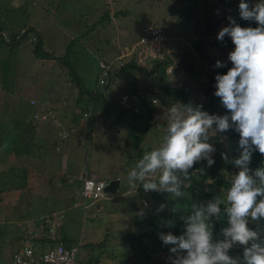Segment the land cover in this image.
<instances>
[{
  "label": "rangeland",
  "instance_id": "obj_1",
  "mask_svg": "<svg viewBox=\"0 0 264 264\" xmlns=\"http://www.w3.org/2000/svg\"><path fill=\"white\" fill-rule=\"evenodd\" d=\"M181 1L35 0L24 10L3 11V23L7 28L26 25L28 28L34 26L38 30L42 40L40 50L47 55L44 56L47 61L38 63L28 56V47L31 44L27 40L22 41L16 48L0 43V171L3 170L0 182L12 186L0 191V262L11 255L10 240L13 238L10 232L14 230L16 222L20 219L34 217L35 221L40 216L46 217L44 212L54 208L56 213L53 211V215H60L61 224L56 227L59 237L74 243L98 242L104 240L106 231L110 230L106 242L94 247L95 254H102L100 263L118 264L126 256L127 249L121 246L119 235L127 233L131 225L130 219H126L129 208L126 209V203L119 196H122V188L127 186L125 180L128 172L135 164L134 149L127 141L131 115L125 114L122 120L114 122L110 115L107 124L97 126L94 133L92 128L87 139L84 138L85 134L80 136V132L74 129L70 137L63 141L60 137L63 124L57 126L48 122L45 127L46 123L33 119L34 110L44 112L43 102L55 108L60 105L59 109L64 110L63 104L68 106L72 102V92L76 94L74 100L81 101L82 94L77 95L81 89L95 91L96 84L102 78L98 60L119 66L122 62L124 64L131 58L124 50L134 47L139 40L142 26L147 23L163 26L173 33L179 23L176 22L177 15L184 10ZM223 1L232 4L224 9L226 13L222 14L221 26L229 24V16L236 20L240 16V0H201L197 19L190 20L191 32L202 30L206 25L212 26L213 31L219 21H212V12L216 4L219 6L220 2L226 3ZM8 2L10 1L0 0V6L4 7ZM245 2L249 8L252 7L251 0ZM105 13L109 14L110 20H105L104 26L100 20ZM208 17L210 24L207 22ZM245 21L240 24L242 27H246L244 24H254V21L244 23ZM181 30L179 27L178 31L182 35ZM28 34L31 37V33ZM181 35H174L173 42L172 38L169 39L170 50L173 49V52L179 54L174 56L171 53L173 61L163 78L167 86L177 87L183 83L207 86L221 71L215 67L217 60L225 63L223 68L232 67L228 61V53L234 49V44L229 37V45L219 41L215 45L204 44L196 48L189 45ZM169 52L163 51V54ZM193 60L195 71L190 74L187 67ZM139 65L150 69L153 62L143 61ZM211 71L217 73L212 75ZM134 76L137 78V87L141 93L143 90L144 96L156 94L161 80L159 70L147 73L137 69ZM115 88L116 85L112 83L105 96H110ZM214 92L213 87L211 96H215ZM198 95L203 97L198 92L194 97ZM32 98L38 101L37 107L30 104ZM157 100L159 101L158 98ZM157 104H151V109L155 110L152 116L160 123L161 129L152 126L144 136L138 132L142 140L141 148L148 145L147 150L158 148L162 144L159 143L160 138L167 135V110L162 104ZM160 107L161 110H158ZM217 110L218 115L226 112L220 101ZM53 112L57 114V111ZM68 116L70 119L69 113ZM141 116L143 115L139 116L138 121ZM141 120L146 119L144 117ZM229 133L217 134L227 147ZM79 136L83 141L79 142ZM209 142L214 145V140ZM63 152L67 157L62 160L64 167L59 172ZM77 152H82L81 159H76ZM10 164H14L13 170L9 169ZM64 173L69 176L65 183L61 181ZM83 174L89 177L96 175L107 183L109 179L118 176L120 187L115 194L107 193L103 199H84L81 194ZM53 175L55 177L50 183L49 177ZM25 182L28 185L25 186ZM4 187L5 185H0V188ZM159 200H168L171 203L175 199L171 195H161ZM96 204L102 206L98 212ZM165 211L171 212V209ZM17 213H21L20 216H16ZM85 257L86 254L83 258ZM81 258L80 249L77 259ZM161 258L166 260L168 256L161 255ZM132 263L129 261L127 264Z\"/></svg>",
  "mask_w": 264,
  "mask_h": 264
},
{
  "label": "clouds",
  "instance_id": "obj_2",
  "mask_svg": "<svg viewBox=\"0 0 264 264\" xmlns=\"http://www.w3.org/2000/svg\"><path fill=\"white\" fill-rule=\"evenodd\" d=\"M219 6L225 9L222 3ZM239 13L243 20L255 21L257 26L242 27L235 18L229 16V24L222 27L223 12L220 8H214L212 12L219 25L209 35V41L223 42L225 37H229L234 44V49L228 53V61L232 67L228 68L226 73H217L215 76L214 95L226 109L225 114H210L203 110L202 105L193 106L191 103L179 101L172 104L166 113L167 135L160 138L159 143L162 144L158 148L144 152L127 175V182L134 191L142 187L144 195L155 191L181 197L184 195L182 187H187L185 181L190 176V169L204 160L207 161L208 167L215 163L213 153L216 149L209 142L211 138L230 129L239 134L238 144L242 151L233 161L238 171L228 177L230 186L224 197L216 196L206 205L201 204L198 207L192 204L191 214L181 217L184 231L180 235H174L172 232L158 233L163 244L170 246V255L167 259L171 264H264V246L256 242L258 233L248 227L249 218L252 221L264 219V166L254 170L249 167L254 152L258 151L264 156V0H258L251 8L245 0H240ZM149 25L164 30L163 26L154 24H146L142 26V30ZM142 30L139 32L140 35ZM166 36V41L162 43L164 51L169 50L168 46L171 45V41L169 43L171 37L167 32ZM138 42L139 40L131 50H124L131 55L125 63L134 60L138 64H143V61L155 64L156 61L164 59L163 54L161 58L146 57L139 61L135 50ZM215 67H225V63L217 60ZM100 76L103 80L100 84L106 83L103 78L105 76ZM112 83L117 86L119 81L113 77ZM102 90L105 94V90L108 89ZM114 91L115 89L111 93ZM115 96L117 107L113 111L116 114L119 110H125L124 115L130 114L133 119L134 112L139 110L142 114L145 110L141 101L134 96L127 94H122L120 98L117 94ZM124 96L127 98L123 99ZM142 99L149 108L151 104H161L153 95L144 96ZM35 113L39 116L45 114L44 121L50 120L49 112ZM140 124L143 126L145 123ZM159 125L160 123L158 127L161 129ZM222 156L227 159L226 154L222 153ZM83 177L87 176L83 174L82 180ZM94 177L98 178L96 175ZM107 193L104 190L102 198L84 199L100 200L105 198ZM222 203L225 205L223 213L227 215L228 226L221 229L223 238L214 240L211 221L213 218L217 220L221 218ZM165 207V204H161L158 211H163ZM167 227H174V222L168 221ZM237 244L243 246L242 259L229 255L230 250Z\"/></svg>",
  "mask_w": 264,
  "mask_h": 264
},
{
  "label": "trees",
  "instance_id": "obj_3",
  "mask_svg": "<svg viewBox=\"0 0 264 264\" xmlns=\"http://www.w3.org/2000/svg\"><path fill=\"white\" fill-rule=\"evenodd\" d=\"M10 2L7 3L6 6L2 7L0 6V32H4L8 34L9 41H13V44H9L12 48L15 46V41L17 40V35L20 33L21 30L25 31L24 37L21 40V42L25 39H28L32 45H33V53L35 56L40 55V48L42 46L40 37L38 33L31 28H28L27 26H23L22 28H19L16 32H12L10 29H7L6 26L3 23V11H7V9H18V10H24L23 3L26 0H9ZM252 6L258 2V0H251ZM178 1H176L177 3ZM226 2V1H223ZM181 6L184 7V10L180 11L177 15V23L178 26L176 30L173 33H170L168 31V28L164 27L165 32L169 35V37L172 38V42L175 40L174 35L180 36V32L178 31V28L181 27L182 35L184 36V39H186L187 43L189 45H192L193 47L199 48L204 44L207 45H215L219 42L218 41H209V35L212 32V26L206 25L202 30H194V32H191L190 27V20L198 17V11L199 6L201 3V0H182ZM220 2L219 4H221ZM225 8H228L231 6L228 2L222 3ZM178 5V4H177ZM176 7V5H175ZM214 8H220L221 12L226 13L224 9L216 4ZM205 11V10H204ZM121 13V11H120ZM2 15V19H1ZM117 15V14H115ZM103 19L100 21H103L101 24L105 26V20L109 21L110 16L108 13L103 14ZM106 18V19H105ZM212 21L216 18L213 16L211 18ZM207 22L210 24L209 17L207 19ZM236 22L239 24H243V19L240 16L236 17ZM246 23V21L244 22ZM3 24L4 27L1 25ZM149 24V23H147ZM146 25V24H145ZM246 27L247 25L244 24ZM252 27L257 26L256 22L254 21V24L251 25ZM142 30V28H141ZM140 30V31H141ZM28 33H31L32 36L35 37L34 42H32V36L28 37ZM173 36V37H172ZM207 42V43H206ZM223 42L227 45L231 44V41L228 40L226 37L224 38ZM0 43H4L0 39ZM6 44V43H5ZM4 44V45H5ZM12 45V46H11ZM169 54H164L163 60L156 61L155 64H153V67L150 69H147L146 67L140 66L136 61L130 60L122 65H114L100 59L98 60V66L99 62L103 61L106 65L109 66L108 74L104 77V80H106V83L100 84V80L96 84V91L90 92L85 91L84 89H81L80 92L82 94V100H78L75 103V106L72 110V117L69 121L77 122L81 124L83 121L84 125L81 128L87 129L86 132H90L95 124L99 126H105L107 124L108 117L113 112L114 109H116V96L114 95V92L116 91L118 97L120 98L122 94H127L130 96H134L137 100L141 101L143 108H145L144 112L142 113L143 116H141V119L145 117L146 120H139L138 118L141 114L139 110L137 112H134V116L132 121L130 122V126L127 131V141H129L128 144H130L135 152V164L136 162L142 158V155L149 149L148 145H143L141 148L142 140L140 138V135H138V132L141 133V136H144L149 129L152 126H158V121H155L153 119L152 113L155 110H152L147 107L146 103L143 102L142 97L143 94L137 87V78L134 76L135 70H141L145 71L147 73H153L156 71L161 72V80L159 82V85L157 86V92L156 94H152L156 98L159 99L162 106L165 107L166 110H168L172 104L179 102L182 103H191L193 106L196 105H202L203 110L208 111L210 114H217L218 113V101L220 99L216 96H211V89L214 87L215 90V79H212L210 81V84L207 86H199V85H188L187 83H183L177 87H169L163 82V78L166 75V69L171 65L173 59L171 57V53L173 52V49L170 50V46H168ZM178 52H173L174 56H177ZM194 60L190 65L187 67V72L192 74L195 71L194 68ZM221 74H224L228 71V69L221 67L220 68ZM100 75H102V70L99 67ZM212 72V71H211ZM217 72H212L213 75ZM113 77L115 79H118L119 83L115 88V91L111 93L110 96L106 97L104 94L103 88L109 89L111 83L113 82ZM203 82V81H202ZM205 84V82H204ZM147 89H145L146 91ZM210 90V91H209ZM198 93H202V96H196ZM101 102H106V109L104 110L102 116L105 117L103 121H101L100 118H95L94 112L96 109H94L95 104ZM144 103V104H143ZM93 109H90V108ZM125 113V110H119L118 113L115 116H112L111 121L114 122L116 120H120ZM119 117V118H118ZM118 118V119H117ZM122 120V119H121ZM140 123H145L143 126H141ZM69 129L74 128L71 125L68 126ZM167 130V129H166ZM165 130V131H166ZM71 131V130H70ZM85 132V133H86ZM229 133L228 138L230 141L228 142L227 147L221 140L220 137H212L211 140H214V147L216 151L213 153V159L215 163L211 166H207V161H201L194 165L192 169H190V176L185 183L187 184V187H182V191L184 192V195L181 197H174L171 195L175 200L171 201V203H168V200L160 201L161 193L152 191L151 194H143V188L138 187L136 191L132 189L128 182L126 177L127 186L122 188V196H119V198H123V202L126 204V209L128 211L127 214V220L130 219V228H128V232L125 234H120L119 238L121 241V246L125 247L127 249V253L125 257H122L118 264H127L129 261H132V264H169L171 263L168 259L164 260L161 258V255H167L169 256V247L167 245H164L163 242L159 239L158 233L160 232H172L174 235H180L184 231V223L181 219L182 216L191 214V203H194L197 207L201 204L206 205L209 201L213 200L216 196L224 197L227 188L230 186L228 177L231 174H234L238 171L237 166L233 163L235 158H238L240 155V152L242 151L239 147L238 141H239V134L236 133L233 130H228ZM167 133V131H166ZM66 133L62 132L61 137L62 140H67ZM237 136V137H236ZM67 137V138H65ZM144 139V138H143ZM151 148L152 145H150ZM142 149V150H141ZM154 149V148H153ZM223 154H226L227 159H225ZM134 164V166H135ZM133 166V167H134ZM264 166V156H262L258 151L254 152L251 156L249 167L250 169H256L257 167ZM132 167V168H133ZM131 168V169H132ZM53 177L55 175L49 177V182L51 183ZM69 176H67V173H64V175H61V181L65 183ZM116 178H119L116 176ZM6 188H0L1 190H4ZM167 192H165L166 195ZM127 195V196H126ZM126 196V197H125ZM259 199V198H258ZM147 204H145V203ZM161 204H165L166 207L163 211H158V208ZM222 215L220 219H215L211 221L213 227V238L215 239H222L221 235V229L224 227H227V215L223 213L225 205L222 203L220 205ZM171 209V212H166L165 210ZM53 211L54 209H49L48 211H45V218L44 226H47L48 223L53 222ZM130 214H129V213ZM173 221L174 227H167V222ZM248 227L253 229L258 233V239L257 243H260L262 246H264V219H261L259 221H252L249 218ZM110 236V231L107 230L106 234L104 236V240H100L98 242H84V243H74L72 241H66L63 238L59 241L63 242L67 247H70L72 245H79L82 253V258L77 259L78 264H101L100 260L102 257V254L97 253L95 254V246H99L101 243H103L106 238ZM45 239V237H43ZM40 239H42L40 237ZM106 242V241H105ZM251 243V242H250ZM250 246V244H249ZM79 253V252H78ZM84 254L87 255V257H84ZM229 255H231L234 258H241L243 257V246L237 244L235 245L229 252ZM10 257V256H9ZM8 257V258H9ZM6 260V259H5ZM1 263V262H0Z\"/></svg>",
  "mask_w": 264,
  "mask_h": 264
},
{
  "label": "built area",
  "instance_id": "obj_4",
  "mask_svg": "<svg viewBox=\"0 0 264 264\" xmlns=\"http://www.w3.org/2000/svg\"><path fill=\"white\" fill-rule=\"evenodd\" d=\"M25 34L24 30H21L17 35V40ZM0 39L8 44L12 43L9 41L8 34L0 32ZM167 39L166 32L160 28L149 25L145 27L140 35L138 44L136 45V58L139 61H143L146 57L161 58L164 47L163 44ZM35 40V37H32ZM99 67L102 70V75L108 74L109 66L103 61L99 62ZM103 83V80L100 81ZM124 96L123 99H126ZM33 104L34 101H31ZM35 118L40 117L46 119L45 114L40 116L35 113ZM66 133V132H64ZM105 182L99 180L97 177H83V189L81 194L84 198L98 199L104 196ZM44 221V220H43ZM48 223L44 226L42 222L41 227L45 230L40 237H45L44 242L34 241L33 238H23L22 241L16 246L10 257L0 264H78L77 254L79 252L78 246L67 247L63 242L56 241L55 227L58 222ZM43 239V238H42Z\"/></svg>",
  "mask_w": 264,
  "mask_h": 264
},
{
  "label": "crops",
  "instance_id": "obj_5",
  "mask_svg": "<svg viewBox=\"0 0 264 264\" xmlns=\"http://www.w3.org/2000/svg\"><path fill=\"white\" fill-rule=\"evenodd\" d=\"M35 0H26L24 3H23V5H24V8H27V7H29V5H30V3H32V2H34ZM1 19H2V15H1ZM3 27H4V25L3 24H1ZM23 26H26V25H21V26H18V27H9V28H7V29H10L12 32L14 31V32H16L19 28H22ZM5 28V27H4ZM29 28H31V29H34V26H30ZM37 33H38V35H39V32H38V30L37 29H34ZM24 37V36H23ZM23 37H21V39L19 40V41H17L16 43H15V46H13V47H17V46H19L20 44H21V40L23 39ZM39 37H40V35H39ZM25 40V39H24ZM23 40V41H24ZM27 40V43L28 44H31V46L29 45V47H28V51H30L29 52V57L33 60V61H38V63L39 62H46L47 60L45 59L46 57H44V56H47L46 54H44L43 53V51H42V49L40 50V57L39 56H35L34 55V53H33V50H32V48H33V45H32V43L28 40V39H26ZM40 40H41V37H40ZM5 43H3V45H4ZM41 44H42V40H41ZM5 46H9L10 47V45L9 44H5ZM12 46V45H11ZM19 51H21V50H19ZM54 55V54H53ZM53 60V59H52ZM78 61V59H76V61L75 62H77ZM49 62H53V61H49ZM67 63V62H66ZM68 64V63H67ZM71 67V66H70ZM79 80V79H78ZM86 91H88V90H86ZM90 92H92V91H90ZM108 92V90H105V93H107ZM58 93V92H57ZM81 94V92L79 91L78 93H77V95H80ZM115 95L117 94V93H114ZM75 97H76V94H74V92H72L71 93V98H72V102H71V104H69L68 106H65L66 104H63V108H64V110H61V109H59V107H60V105L57 107V108H55V107H53V105L52 106H49V105H47L46 103H44L43 102V108L45 109V111L44 112H49L50 113V120H47V121H44V120H41L40 119V121H43V123H46L45 124V127H46V125H47V123L49 122V123H51V124H55V125H57V126H60V125H62V129H61V133L63 132V131H65L68 135H67V137L69 138L70 137V135H71V132L74 130V129H77L78 130V132H80V136H84V134H85V136H84V138L85 139H87L90 135H91V131L90 132H86L87 131V129H84V128H81L83 125H84V122L83 121H81L82 123L81 124H79V123H77V122H71V121H69L70 119H69V116H68V113L70 114V116L72 117L73 115H72V110H73V108H74V106H75V103H76V100H74L75 99ZM31 101H34L35 103L33 104ZM37 100L35 99V98H32L31 100H30V104L31 105H33V106H36L37 107ZM96 106H94V109H96L95 110V112H94V116H95V118L97 119V118H100L101 119V121H103V119H105V117H103L102 116V114H103V112H104V110L106 109V102H101V101H99L98 103H96L95 104ZM38 109H35L34 110V112H38L37 111ZM53 111H57V114L55 113V112H53ZM110 115H112V116H115L116 115V113L113 111ZM103 118V119H102ZM33 119H34V117H33ZM34 120H38V119H34ZM98 120V119H97ZM60 121V122H59ZM69 125H71L72 127L74 126V128H72V129H69L68 128V126ZM97 126H99V125H97V124H95L94 126H93V133L95 132V131H97ZM71 130V131H70ZM86 130V131H85ZM86 132V133H85ZM80 136H79V142H81V141H83V140H80ZM60 137H61V134H60ZM67 137H65V138H67ZM67 138V139H68ZM45 140H47V138H44ZM61 139H62V137H61ZM80 145V143L79 144H76V146H79ZM29 150H31V149H29ZM66 157H67V154L65 153V152H63V154L61 155V157H60V159H61V167H59V172L61 171L60 169H62L64 166L62 165V160L64 159H66ZM83 157V154H82V152H77L76 153V159L78 160V159H81ZM8 166V165H7ZM9 169L10 170H13L14 168H15V166H14V164H10L9 166ZM3 174V170H1L0 171V176ZM5 176L7 175L6 173L4 174ZM10 176V175H9ZM85 176H87V175H85ZM87 177H89V176H87ZM114 178H116V177H113V178H111V179H109V181L110 180H113ZM107 183V182H106ZM0 185H5V187L4 188H6V189H4V190H7V189H9V188H11L12 186H11V184H5V183H2V182H0ZM24 185L26 186V185H28V183L27 182H25L24 183ZM23 189V188H22ZM102 209V206H101V204H96V212H98V211H100ZM15 211V213H16V210H14ZM14 213V214H15ZM55 213H56V211H55ZM20 214L21 213H17V215L16 216H20ZM53 217H54V219L53 220H55V222H58V225H56V227L57 226H59L60 224H61V221H60V219H59V217H60V215H57V214H54L53 215ZM36 218V217H35ZM45 217L43 216H40V217H38V219H35V221H34V217H32L31 219H26V220H24V219H20L19 220V222H16V224H15V226L13 227L14 228V230L12 231V232H10L11 233V236H12V240H10V243H11V249H10V254H12L11 252H13L14 250H15V248H16V246L22 241V239L23 238H33V240L34 241H37V242H39V241H41V242H44L45 241V239L43 238V239H39V235H41L45 230L41 227V225H42V222H43V219H44ZM54 222V221H53ZM56 227H55V235H56V237H57V239H56V241H58L59 242V240L62 238V237H59L58 236V234H57V232H56ZM110 231V230H109ZM59 239V240H58ZM61 241H63L62 239H61ZM64 242V241H63ZM65 243V242H64ZM80 243V242H79ZM81 244V243H80ZM68 246V245H67ZM72 246H78V248H79V251H80V246L77 244V245H72ZM71 247V246H70ZM10 256V255H9ZM8 256V257H9ZM8 257L6 258V260L8 259ZM6 260H4L3 262H1V263H4Z\"/></svg>",
  "mask_w": 264,
  "mask_h": 264
},
{
  "label": "water",
  "instance_id": "obj_6",
  "mask_svg": "<svg viewBox=\"0 0 264 264\" xmlns=\"http://www.w3.org/2000/svg\"><path fill=\"white\" fill-rule=\"evenodd\" d=\"M119 186H120V180L119 179H113L107 183L104 190L108 193L115 194L118 191Z\"/></svg>",
  "mask_w": 264,
  "mask_h": 264
}]
</instances>
